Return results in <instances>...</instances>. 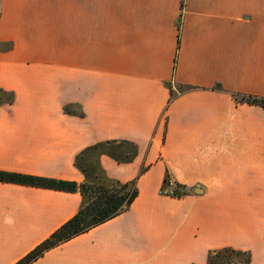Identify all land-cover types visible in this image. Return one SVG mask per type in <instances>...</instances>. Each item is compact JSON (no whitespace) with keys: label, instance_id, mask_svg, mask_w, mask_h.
<instances>
[{"label":"crops","instance_id":"obj_1","mask_svg":"<svg viewBox=\"0 0 264 264\" xmlns=\"http://www.w3.org/2000/svg\"><path fill=\"white\" fill-rule=\"evenodd\" d=\"M0 88V170L81 182L83 149H135L97 158L131 203L29 264H264V108L233 97H264V0H0ZM167 177L186 193L161 195ZM81 201L0 182V264Z\"/></svg>","mask_w":264,"mask_h":264},{"label":"trees","instance_id":"obj_2","mask_svg":"<svg viewBox=\"0 0 264 264\" xmlns=\"http://www.w3.org/2000/svg\"><path fill=\"white\" fill-rule=\"evenodd\" d=\"M3 95L6 97L4 98ZM0 97V104H11L14 94L12 91L0 88ZM233 97L264 108V97L237 96V94H233ZM63 109L64 112H67L66 106ZM125 144L128 145V150L119 155L112 150L113 146L115 147L112 141L94 144L80 151L75 157L74 164L84 175L81 182L0 170V182L52 188L67 192L77 191L82 197L81 204L74 215L14 264H29L47 249L108 220L131 203L137 194L135 180L121 183L108 178L97 160L101 152L110 154L118 162L131 160L135 155L132 144L121 142L116 146ZM180 188V194H185L184 186L180 185ZM248 260L249 256L245 251L222 248L210 251L205 264H247Z\"/></svg>","mask_w":264,"mask_h":264},{"label":"built area","instance_id":"obj_3","mask_svg":"<svg viewBox=\"0 0 264 264\" xmlns=\"http://www.w3.org/2000/svg\"><path fill=\"white\" fill-rule=\"evenodd\" d=\"M159 193L164 196L182 195L180 185L170 177H167L165 183L160 187Z\"/></svg>","mask_w":264,"mask_h":264},{"label":"rangeland","instance_id":"obj_4","mask_svg":"<svg viewBox=\"0 0 264 264\" xmlns=\"http://www.w3.org/2000/svg\"><path fill=\"white\" fill-rule=\"evenodd\" d=\"M1 97H2V96H1ZM1 97H0V98H1ZM3 97L5 98V97H6V95H3Z\"/></svg>","mask_w":264,"mask_h":264}]
</instances>
